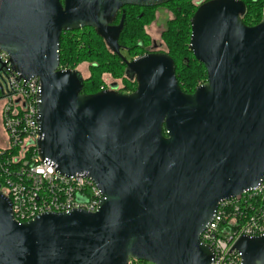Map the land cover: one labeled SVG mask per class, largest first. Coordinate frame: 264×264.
<instances>
[{"label": "water", "instance_id": "1", "mask_svg": "<svg viewBox=\"0 0 264 264\" xmlns=\"http://www.w3.org/2000/svg\"><path fill=\"white\" fill-rule=\"evenodd\" d=\"M170 1L0 0V49L21 79L40 80L41 159L88 175L103 194L95 212L18 222L0 192V264H212L200 235L219 203L264 180V8L247 25L242 0L198 6L189 48L207 81L186 93L169 53L127 60L118 42L125 14L112 25L126 5ZM84 27L125 61L133 92L83 93L81 72L60 67L61 34ZM234 248L241 264H264V235H243Z\"/></svg>", "mask_w": 264, "mask_h": 264}, {"label": "built area", "instance_id": "2", "mask_svg": "<svg viewBox=\"0 0 264 264\" xmlns=\"http://www.w3.org/2000/svg\"><path fill=\"white\" fill-rule=\"evenodd\" d=\"M0 192L11 200L14 218L25 222L46 212L98 210L103 194L86 174L65 175L38 151V77L25 82L0 49ZM264 235V180L252 190L221 201L201 241L214 251L212 264H241L239 237ZM131 258L127 264H142Z\"/></svg>", "mask_w": 264, "mask_h": 264}, {"label": "rangeland", "instance_id": "3", "mask_svg": "<svg viewBox=\"0 0 264 264\" xmlns=\"http://www.w3.org/2000/svg\"><path fill=\"white\" fill-rule=\"evenodd\" d=\"M205 1L207 0H176L154 6L150 10L152 18L150 20H147V22L145 23L144 30L147 34V40L144 44L143 49L137 48V38L132 41L125 40V42H128V45H130V50H122V55L127 60H131L144 51L149 52L156 50L168 53V48L164 40V33L168 28V22L173 18H179V16L182 15L187 16V9L190 12H195L198 6ZM179 7L184 9L185 12H177L176 10L179 9ZM263 8L264 4L262 8H260V11L251 6L250 12L247 16L248 23H255L253 25L259 23L263 17ZM86 31H90V34L86 35V33H88ZM92 31L93 30H81L75 33H70L68 35V37L78 39V41L80 43H83L85 47L83 48V50L77 51V49H75L73 54L65 52V61L63 64H65L66 67L64 68L76 69L81 72L83 78L85 79V90L97 92L106 88L110 89V86L113 83H118L117 91L121 93L133 92L137 87V82L129 81L128 79H126L124 75L126 65L122 64V60L111 57L109 54H107V48H105V45H103V42L101 40H98L95 35H93ZM154 42L156 43V46L154 45ZM90 45L91 47H88ZM66 48L67 45H64V49ZM98 53L100 57L97 56ZM4 78L5 73L3 70H0V81H3ZM206 81L207 77L201 75L194 82L196 85H194L195 88ZM142 264L153 263L143 260Z\"/></svg>", "mask_w": 264, "mask_h": 264}, {"label": "trees", "instance_id": "4", "mask_svg": "<svg viewBox=\"0 0 264 264\" xmlns=\"http://www.w3.org/2000/svg\"><path fill=\"white\" fill-rule=\"evenodd\" d=\"M176 1V0H174ZM178 1H189V0H178ZM245 3L246 11L244 15L242 16L243 21L247 25H253L251 23H248L247 16L250 12L251 6L255 7V9L260 11V8H262L264 4V0H242ZM172 2V1H170ZM154 7V6H153ZM153 7H142V6H136V5H126L124 6L117 14L115 19L112 21V25H118L121 22L123 14H125L124 18V26L120 33L118 42L121 45V50H130V45H128V42H125V40L132 41L134 39L137 40V48L144 47V44L147 40V34L144 30L145 23L147 20H150L152 18V14L150 13V10ZM177 12H185L184 9L179 7V9L176 10ZM188 12V15H182L179 16V18H173L168 22V28L164 33V40L168 48V53L172 56V58L175 61L176 64V75L178 78V82L182 88V90L186 93H191L194 91L195 88V80L198 79L201 75L204 77H207V71L203 63L198 61L195 56L193 55V52L189 48V42H190V31H191V17L195 12ZM180 14V13H179ZM257 23V22H256ZM81 30H93V35L98 40H101L103 42V45H105V48H107V54H109L111 57L118 58L119 60H122V58L113 52L108 44L106 43L105 39L102 37L101 34H99L94 28L91 27H84L82 29L78 30H72V31H64L61 34L60 38V67L64 68L66 67L64 63L65 61V52H69V54H73L74 50H83L85 45L83 43H80L78 39H74L72 37H68L70 33H75L77 31ZM86 35L90 34V31H86ZM140 38V39H139ZM64 45H67V48L64 49ZM88 47H91L88 46ZM92 51V50H91ZM146 53L144 51L141 54ZM140 54V55H141ZM72 56V55H70ZM97 56L100 57L99 53ZM70 58V57H69ZM98 58V57H97ZM122 64L126 65L125 62L122 60ZM96 66V65H95ZM124 75L126 79L129 81L136 82L135 78H132L127 73V66L124 70ZM85 82V79H84ZM195 85V86H194ZM83 93H94L90 90H85V87L83 85L82 88Z\"/></svg>", "mask_w": 264, "mask_h": 264}, {"label": "flooded vegetation", "instance_id": "5", "mask_svg": "<svg viewBox=\"0 0 264 264\" xmlns=\"http://www.w3.org/2000/svg\"><path fill=\"white\" fill-rule=\"evenodd\" d=\"M154 45L156 46V43L154 42ZM123 50H125V49H123ZM122 51V50H121ZM153 51H156V50H153ZM150 52V51H149ZM125 62V61H124ZM126 64V63H125ZM113 84H116V86L114 87V88H112V85L110 86V89L109 90H112V89H114V90H116L117 91V88H118V83H113ZM106 89H108V88H106Z\"/></svg>", "mask_w": 264, "mask_h": 264}]
</instances>
